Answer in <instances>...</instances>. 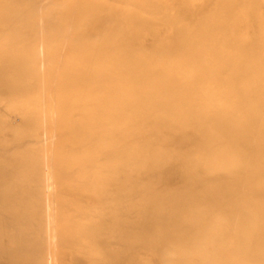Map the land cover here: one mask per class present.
I'll return each mask as SVG.
<instances>
[{
    "label": "bare ground",
    "instance_id": "6f19581e",
    "mask_svg": "<svg viewBox=\"0 0 264 264\" xmlns=\"http://www.w3.org/2000/svg\"><path fill=\"white\" fill-rule=\"evenodd\" d=\"M107 1L0 0V264H264L262 0Z\"/></svg>",
    "mask_w": 264,
    "mask_h": 264
},
{
    "label": "rangeland",
    "instance_id": "374dc122",
    "mask_svg": "<svg viewBox=\"0 0 264 264\" xmlns=\"http://www.w3.org/2000/svg\"><path fill=\"white\" fill-rule=\"evenodd\" d=\"M101 2H108L107 0H100ZM132 1V3H134V1L135 0H131ZM113 6H115V7H118V8H121L122 7V4L121 3H111ZM0 5H1V3H0ZM252 6H253V4H251ZM259 5H261V7H264V0H262L261 2H260V4ZM259 5H257V7L259 6ZM24 9H26V7H23ZM4 11V10H3ZM257 16L258 17H260V16H263L264 15V10L263 11H259V12H257ZM1 40L2 41H4L5 40V37H2L1 38ZM30 43H28L27 45H29ZM12 115H13V117H12V119H10L9 118V120L8 119H4L3 118V120H2V122H5V123H7V122H9V123H13V124H16L17 122H18V118H17V112H12ZM178 254V253H177ZM178 256H180V254H178ZM221 263V262H220ZM215 264H217V263H215ZM219 264V263H218Z\"/></svg>",
    "mask_w": 264,
    "mask_h": 264
}]
</instances>
